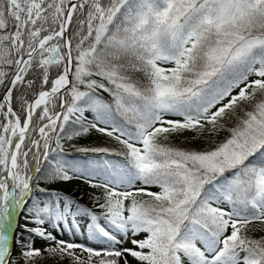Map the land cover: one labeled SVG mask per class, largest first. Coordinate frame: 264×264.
I'll list each match as a JSON object with an SVG mask.
<instances>
[{
	"label": "snow or ice",
	"instance_id": "6c2138e0",
	"mask_svg": "<svg viewBox=\"0 0 264 264\" xmlns=\"http://www.w3.org/2000/svg\"><path fill=\"white\" fill-rule=\"evenodd\" d=\"M0 89V264H264V0H0Z\"/></svg>",
	"mask_w": 264,
	"mask_h": 264
},
{
	"label": "trees",
	"instance_id": "16d2710c",
	"mask_svg": "<svg viewBox=\"0 0 264 264\" xmlns=\"http://www.w3.org/2000/svg\"><path fill=\"white\" fill-rule=\"evenodd\" d=\"M3 94V89H0V95ZM107 96V94H104ZM16 96L17 93L13 92V107H16ZM28 99L31 100L32 96L29 95ZM222 138V137H221ZM176 143H180V140H177ZM62 144L64 146V154L67 159L70 161L76 160L77 158L83 157V154L77 152L75 150V147H81V146H106V147H112V148H119L120 146L116 144V142L106 136H103L99 133L92 132L89 135L85 137L80 138H74L72 140H63ZM75 146V147H74ZM185 146V145H181ZM195 147H204V144L202 142H196L194 145ZM108 159H112V157H105ZM59 186H56L58 185ZM40 187L48 188V189H56L61 191L63 194L71 197L72 199L76 200L81 206H85L89 209H92L93 211H100L98 206H95L92 201V195L94 193L99 192V190L92 189L89 185H65L60 183L55 184H47L44 181L40 182ZM38 195H43L39 194ZM31 203V201H29ZM75 206H73V211H75ZM26 221L24 219L23 214H21L19 218V225L20 227L17 228V235L16 239L23 241L27 236L28 233L24 231V224L23 222ZM28 227H32V225H28ZM250 236L254 237H260L263 236L261 233L256 231H249ZM21 248L19 244L15 246L14 256H15V264H26L25 260L21 257ZM28 264H31V262H28ZM36 264H71L69 258L65 257L63 260H60L59 258L53 260V259H44V260H37Z\"/></svg>",
	"mask_w": 264,
	"mask_h": 264
},
{
	"label": "rangeland",
	"instance_id": "374dc122",
	"mask_svg": "<svg viewBox=\"0 0 264 264\" xmlns=\"http://www.w3.org/2000/svg\"><path fill=\"white\" fill-rule=\"evenodd\" d=\"M62 184L70 185V186L71 185H88L87 183H84V182L79 181V180H73V181H69V182H62ZM56 186H59V184L56 185ZM152 190L153 191H158V189H152ZM70 219H72V218H70ZM76 219H79L80 220L82 226H83L84 223H86V218L77 217ZM26 223L27 222H23V224H26ZM45 227H47V225H45ZM64 227H65V231H63L62 234H58L57 232L53 231V234L54 235H57L58 236V239L75 240V242H77V243H90V242H88L86 240V238L84 236H81L79 233H77L75 236L71 235V233H69L66 230L68 227H72L71 224H69L67 226H64ZM249 228L251 229L250 231L259 232V233H261L264 236V224H260L259 222H255L254 224L249 225ZM90 246L91 247H94V248L101 247L100 245H97V244H90ZM124 246L125 247H131L130 244H125ZM35 247H37V248L43 247V241L37 239L35 241ZM133 264H135V261H133Z\"/></svg>",
	"mask_w": 264,
	"mask_h": 264
},
{
	"label": "water",
	"instance_id": "95a60500",
	"mask_svg": "<svg viewBox=\"0 0 264 264\" xmlns=\"http://www.w3.org/2000/svg\"><path fill=\"white\" fill-rule=\"evenodd\" d=\"M13 255H14V253H13Z\"/></svg>",
	"mask_w": 264,
	"mask_h": 264
}]
</instances>
